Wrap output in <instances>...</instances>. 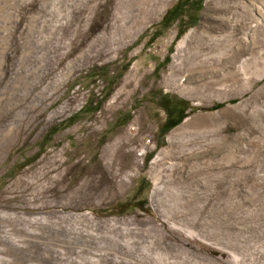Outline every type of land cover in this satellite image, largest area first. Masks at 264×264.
I'll use <instances>...</instances> for the list:
<instances>
[{"label":"rangeland","instance_id":"374dc122","mask_svg":"<svg viewBox=\"0 0 264 264\" xmlns=\"http://www.w3.org/2000/svg\"><path fill=\"white\" fill-rule=\"evenodd\" d=\"M39 3L0 0V264H264V0Z\"/></svg>","mask_w":264,"mask_h":264},{"label":"bare ground","instance_id":"6f19581e","mask_svg":"<svg viewBox=\"0 0 264 264\" xmlns=\"http://www.w3.org/2000/svg\"><path fill=\"white\" fill-rule=\"evenodd\" d=\"M206 1H209V0H206ZM206 6H208V5H206ZM209 10H211V9H209ZM223 11H225V10H223ZM209 15V14H208ZM214 15V14H213ZM235 14L234 13H231V14H223V16H221L220 18L223 20V21H225L228 25H230V24H233V22H235V16H234ZM263 16V20H264V14L262 15ZM207 17V16H206ZM210 17V16H209ZM211 17H214V16H211ZM216 17V16H215ZM211 21V20H210ZM210 25H211V23H210ZM190 32H188V33H186V35H184L180 40H178L177 42H176V44H175V51H174V53H173V64L169 67V70L168 71H170L169 72V74H173V73H175V72H177L178 70H180V69H182L181 67H183L182 66V60H183V51H184V49L186 48V46H187V42L189 41L188 39H189V37H190ZM245 34V33H244ZM201 37V36H200ZM244 41H246V38L244 37ZM223 43H225L226 45L228 44L229 45V48H230V50H231V55H230V59H231V63H232V67L234 66L235 68H236V66H235V62L238 60V58H239V56L241 55V53H242V46H244L243 45V42H242V40H237V39H235V37H234V39H229V40H225ZM246 43V42H245ZM258 43V42H257ZM250 44V45H249ZM249 46H247V47H249L251 50H254V48H255V46H257V44L255 43V42H253L252 41V39H250L249 40ZM221 45V44H220ZM197 46V45H196ZM223 46H225V45H223ZM198 47H199V45H198ZM196 48V47H195ZM200 49V48H199ZM257 49V48H256ZM244 50V49H243ZM191 51V50H190ZM197 51V50H196ZM196 51H193L192 53H191V55H187V56H185V59H189V58H191V61H190V64L191 65H196L198 62H197V60H196ZM250 51V50H249ZM248 54H250L249 52H248ZM252 55V54H251ZM251 57V56H250ZM245 60V59H244ZM247 60V59H246ZM243 62H245V61H243ZM201 66V65H200ZM230 66V65H229ZM191 67V66H190ZM187 68V67H186ZM192 69V68H191ZM228 69H230V68H228ZM183 70V69H182ZM231 71V70H230ZM180 73V72H179ZM228 75V74H227ZM179 76V75H178ZM232 76V75H231ZM225 77V76H224ZM228 78H230V77H228ZM233 78V77H232ZM215 79V78H214ZM231 79H227V78H219V79H215L213 82H212V86H214V85H217V84H220L221 82L223 83V82H229ZM178 81V80H177ZM177 81H173V84L175 85V87H184L183 85H181L180 83H179V81L177 82ZM209 82V81H208ZM207 83V82H206ZM210 83V82H209ZM208 83V84H209ZM208 84H206V85H208ZM187 87V86H186ZM197 87V86H196ZM179 92L181 93V94H183L184 92L180 89L179 90ZM199 120H202V118H200ZM188 126H190V125H188ZM187 126V127H188ZM131 131H133L134 132V130H135V127H133V128H131L130 129ZM177 132V130H175V131H172L170 134H169V136H168V140L170 141V140H172V134L173 133H176Z\"/></svg>","mask_w":264,"mask_h":264},{"label":"built area","instance_id":"2783aa9c","mask_svg":"<svg viewBox=\"0 0 264 264\" xmlns=\"http://www.w3.org/2000/svg\"><path fill=\"white\" fill-rule=\"evenodd\" d=\"M82 0H40L36 12L26 16L27 27L39 25H66L74 11L81 9ZM81 5V6H80ZM85 99H79L72 110L79 111L82 109Z\"/></svg>","mask_w":264,"mask_h":264},{"label":"trees","instance_id":"16d2710c","mask_svg":"<svg viewBox=\"0 0 264 264\" xmlns=\"http://www.w3.org/2000/svg\"><path fill=\"white\" fill-rule=\"evenodd\" d=\"M143 204V203H142Z\"/></svg>","mask_w":264,"mask_h":264}]
</instances>
